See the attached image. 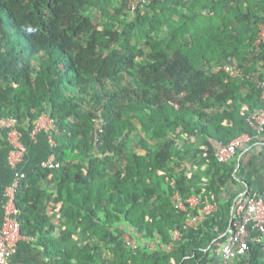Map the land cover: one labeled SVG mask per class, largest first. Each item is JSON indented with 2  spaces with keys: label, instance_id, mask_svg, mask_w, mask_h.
Segmentation results:
<instances>
[{
  "label": "trees",
  "instance_id": "16d2710c",
  "mask_svg": "<svg viewBox=\"0 0 264 264\" xmlns=\"http://www.w3.org/2000/svg\"><path fill=\"white\" fill-rule=\"evenodd\" d=\"M263 23L264 0H161L135 12L128 0H0V115L31 130L51 118L60 163L21 182L22 233L53 264H210L238 180L215 150L256 134L247 116L264 107ZM224 64L240 73L216 70ZM177 193L216 205L219 229L153 250L186 225ZM239 258L264 264V249L252 242Z\"/></svg>",
  "mask_w": 264,
  "mask_h": 264
},
{
  "label": "built area",
  "instance_id": "2783aa9c",
  "mask_svg": "<svg viewBox=\"0 0 264 264\" xmlns=\"http://www.w3.org/2000/svg\"><path fill=\"white\" fill-rule=\"evenodd\" d=\"M161 0H128V11L135 12L140 8L145 7L151 2ZM255 36V54L264 48V23L258 28ZM217 71L223 70L236 76L240 70L233 65H219ZM257 86L262 91L264 100V76L256 79ZM42 115L35 123L33 134L47 128L49 131V143L54 148L56 141L53 137L56 131L54 121L50 119L51 124L46 125ZM48 117V116H47ZM248 124L255 130V135L243 134L234 139L231 143H218L215 150V156L221 163H229L237 153V150L250 142L264 141V107L251 111L247 116ZM20 120L17 117H2L0 115V130L7 133V140L12 146L10 155V163L14 170V179L12 185L6 192V203L4 206L5 215L3 228L0 231V264H10L13 255L15 254L21 242L32 244L37 242L34 236H28L22 233V225L20 221L21 211L17 205V191L21 182L27 177L28 173L19 168V163L22 162L26 147L20 142ZM43 168L54 169L60 167V163L54 153L44 162L40 164ZM176 207L188 211V219L183 230H175L172 232V242L161 248L170 252L175 242L181 239L183 231L190 225L197 223L201 218L207 217L217 211V206L209 204L203 208L199 214H194L200 204L198 196L184 201L181 195L177 193L174 197ZM233 216L231 224L225 232L226 240L222 247V253L226 264L235 261L239 256L246 255L249 252V247L252 242L257 243L264 249V195L247 190L239 198L235 200L233 206ZM127 243L136 247L135 241L127 237ZM39 264H53L48 256H46Z\"/></svg>",
  "mask_w": 264,
  "mask_h": 264
},
{
  "label": "crops",
  "instance_id": "0c3cea01",
  "mask_svg": "<svg viewBox=\"0 0 264 264\" xmlns=\"http://www.w3.org/2000/svg\"><path fill=\"white\" fill-rule=\"evenodd\" d=\"M255 50V49H254ZM264 76V64H260V72L258 77ZM44 121L46 125H50L51 121L49 117L45 116ZM20 142L26 147V153L19 168L27 173L38 167L42 162L46 161L52 154V146L49 143V131L47 128L39 130L36 135L33 134L34 129L29 128V124L24 120L20 121ZM1 138L2 135L0 134ZM8 142V140H7ZM12 146L8 143L0 144V231L3 228L5 210L4 206L6 203V192L7 189L12 185L14 179V170L10 163V155ZM226 165L237 166L236 174L238 180L236 183H230L226 188L225 197L230 198L235 195V200L239 198L247 189V180L252 184V192L264 194V141H255L247 143L241 146L236 153V156ZM243 168L241 172L239 168ZM195 196V195H193ZM192 196V197H193ZM191 197V198H192ZM199 207V206H198ZM202 209L198 208L200 213ZM194 214L195 210H193ZM198 213V214H199ZM213 214L201 218L197 223L190 225L183 231L182 237L179 241L199 239L205 234L209 233V238L213 236V231L219 229L215 226L213 221ZM225 235V234H223ZM129 237L126 235V238ZM130 238V237H129ZM133 241L136 239L133 238ZM175 242V243H177ZM215 247H219L217 253L213 254L214 260L210 264H226L225 258L222 253L223 244L214 239ZM147 247L155 250L160 247L159 242H148ZM46 257L43 247L38 242L27 244L21 242L13 255L10 264H39ZM230 262L232 264H240V258L238 261Z\"/></svg>",
  "mask_w": 264,
  "mask_h": 264
},
{
  "label": "rangeland",
  "instance_id": "374dc122",
  "mask_svg": "<svg viewBox=\"0 0 264 264\" xmlns=\"http://www.w3.org/2000/svg\"><path fill=\"white\" fill-rule=\"evenodd\" d=\"M141 136H143V137H144V136H146V135H145V133H143V132H140V131H139V132H137V133L135 134V137H136V139H138V138H139V137H141Z\"/></svg>",
  "mask_w": 264,
  "mask_h": 264
}]
</instances>
